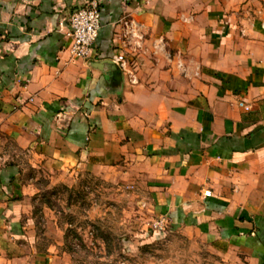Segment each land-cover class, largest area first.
<instances>
[{
	"label": "crops",
	"instance_id": "crops-1",
	"mask_svg": "<svg viewBox=\"0 0 264 264\" xmlns=\"http://www.w3.org/2000/svg\"><path fill=\"white\" fill-rule=\"evenodd\" d=\"M97 1V41L70 60L87 0H0V264H57L24 219L21 153L147 187L208 264H264V0Z\"/></svg>",
	"mask_w": 264,
	"mask_h": 264
},
{
	"label": "rangeland",
	"instance_id": "rangeland-1",
	"mask_svg": "<svg viewBox=\"0 0 264 264\" xmlns=\"http://www.w3.org/2000/svg\"><path fill=\"white\" fill-rule=\"evenodd\" d=\"M20 156L35 187L24 219L32 220L37 251L57 264H208L199 241L168 224L157 228L162 217L147 187L91 171L64 180Z\"/></svg>",
	"mask_w": 264,
	"mask_h": 264
},
{
	"label": "built area",
	"instance_id": "built-area-1",
	"mask_svg": "<svg viewBox=\"0 0 264 264\" xmlns=\"http://www.w3.org/2000/svg\"><path fill=\"white\" fill-rule=\"evenodd\" d=\"M70 42L67 50L70 60L76 58H87L93 49L101 28V9L97 0L87 2L76 9L69 18ZM115 62L122 71H128L132 81H136L135 73L128 70L129 59L124 52L114 57ZM205 196L211 195V190L204 191ZM168 224L167 219L162 217L156 224L157 228L163 230Z\"/></svg>",
	"mask_w": 264,
	"mask_h": 264
}]
</instances>
